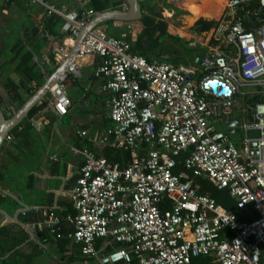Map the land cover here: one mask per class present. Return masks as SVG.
Segmentation results:
<instances>
[{
    "label": "built area",
    "instance_id": "2783aa9c",
    "mask_svg": "<svg viewBox=\"0 0 264 264\" xmlns=\"http://www.w3.org/2000/svg\"><path fill=\"white\" fill-rule=\"evenodd\" d=\"M30 1L47 16L62 18L66 37L53 50L59 64L98 11L83 0H77V9ZM216 21L200 32L197 43L204 54L176 65L147 60L130 50L126 35H111L98 25L47 90L44 101L63 112L70 105L67 77L98 56L93 74L104 78L101 89L110 92L111 126L79 135L129 154L120 163L88 147L75 150L82 161L70 194L74 213L66 217L72 225L66 237L81 244L83 264L96 255L99 238L109 247L99 257L102 264H191L204 256L216 264H264V0H227ZM209 80L227 91L220 92L221 85L213 89ZM245 85L262 89L236 119L235 96ZM234 119L237 124L228 128L241 133L238 145L219 126ZM195 176L226 189L248 218L200 193ZM44 223L56 231L60 217Z\"/></svg>",
    "mask_w": 264,
    "mask_h": 264
},
{
    "label": "crops",
    "instance_id": "0c3cea01",
    "mask_svg": "<svg viewBox=\"0 0 264 264\" xmlns=\"http://www.w3.org/2000/svg\"><path fill=\"white\" fill-rule=\"evenodd\" d=\"M48 1L58 7L77 9V0ZM83 1L89 6L90 0ZM0 9V106L11 114L57 67L53 50L66 36L61 30L62 18L47 16L40 5L30 0H0ZM121 24L122 21L111 23ZM100 25L107 29L108 24ZM18 47L31 52V62L41 76L38 84L17 71ZM197 51L199 56L204 54V48ZM195 57L179 63L190 64ZM98 60V56L91 55L76 74L67 77L70 105L63 112L39 101L34 106L36 111L9 132L10 139L4 140L0 149V209L4 212L0 211V264H83L81 244L66 237L72 230L66 217L74 213L70 194L82 161L75 150L88 147L102 154L106 148L93 145L79 131L93 133L111 126L110 92L101 89L104 78L93 74ZM7 78L17 85L16 92L5 86ZM247 102L235 105L234 118L242 116ZM233 133L238 135L237 139L232 138L238 145L241 133L237 129ZM233 133L229 132L230 136ZM49 216L60 217L56 231L44 223ZM43 230L49 234L41 239ZM56 232L60 235L55 236ZM95 248L96 255L87 264H102L99 257L109 249L102 238L95 241Z\"/></svg>",
    "mask_w": 264,
    "mask_h": 264
},
{
    "label": "trees",
    "instance_id": "16d2710c",
    "mask_svg": "<svg viewBox=\"0 0 264 264\" xmlns=\"http://www.w3.org/2000/svg\"><path fill=\"white\" fill-rule=\"evenodd\" d=\"M107 0H90L89 6L93 8L95 11H102L108 8H117L120 5L121 0H115L111 4H105L104 2ZM224 0H206L202 6V10L200 11V17L202 16H210V18H215L218 11L222 7ZM140 7L142 9V15L140 19L136 20L139 23V30L135 33L134 37L131 36V32L126 35V39L130 44V50L132 52L143 55L147 60L158 59L167 61L171 64H178L179 62H184V56H181L180 51L189 52L192 50L191 48L185 47L182 39L179 37L172 35L167 27V23L159 17V13L149 12L144 13V10H152V7H149L144 1H140ZM133 21H122V23H130ZM105 24H111L112 21H106ZM217 24V21L211 19H202L199 18L195 21L193 27L198 32L207 31L213 26ZM162 37H171L176 43H179V50L174 49L171 52L166 50L165 46H157V42ZM182 43V44H181ZM157 47V49H155ZM16 53H19L20 62L17 65V71L22 74L26 80H36L37 84L40 82V74L37 72L35 65L32 64V55L28 50H24L22 47H18ZM67 80V79H66ZM5 86L8 87L9 90H14L16 92L17 85L14 84L11 80L6 79ZM22 83V82H21ZM262 89L260 86H254V90H249L246 92L244 96V100L248 102H253L257 99L256 93ZM42 102L41 104H43ZM37 107H33L28 116L32 115L36 111ZM14 130V129H13ZM101 153L107 159L114 162H126L129 158V154L127 152L120 153L117 149L113 148H103ZM182 159V156L179 157V160ZM182 169L181 164H177L174 168V171H178ZM188 175L190 173L188 172ZM192 181L195 185L198 186V191L200 193L206 194L208 196L213 197L218 203L222 204L228 211L233 212L237 217L241 219L248 218L241 209L236 208V205L233 199L228 195L226 189H218L216 185L208 178L195 176L192 177ZM41 235L39 236L41 239L45 238L47 234H49L46 230L41 231ZM53 235V233H52ZM55 236L60 235L59 232L54 233ZM115 246H119V244H115ZM200 258V262L202 264H216L211 261L210 257H196ZM195 258V259H196ZM194 258L191 261L193 264Z\"/></svg>",
    "mask_w": 264,
    "mask_h": 264
},
{
    "label": "rangeland",
    "instance_id": "374dc122",
    "mask_svg": "<svg viewBox=\"0 0 264 264\" xmlns=\"http://www.w3.org/2000/svg\"><path fill=\"white\" fill-rule=\"evenodd\" d=\"M144 1L152 10H144V13L154 12L159 13L166 23L169 32L182 39L185 47L190 48L189 52L180 51L179 43H176L171 37H162L158 40L157 46H165L166 50L171 52L174 49H178L181 52V56H184L183 61H191L192 57L199 55V44L198 40L201 38L200 32L196 31L193 27L195 21L201 18L200 10L202 8L204 0H141ZM225 1V0H224ZM189 16H192L193 21L189 20ZM219 13L215 18H210V16L202 17V19L207 20H217ZM217 17V18H216ZM107 25L106 31L111 35H119L125 32L124 35H128L131 32V36L134 37L135 33L139 30L140 26L137 21L130 23H123L120 26L117 25ZM204 33V32H203ZM207 35V34H205ZM205 39V37H203ZM182 44V43H181ZM157 49V47L155 48ZM254 90V86L245 85L241 87L240 93L235 96L236 105H241L244 100V95L247 91ZM220 126V125H219ZM223 128L222 126H220ZM237 133L231 134L233 139H237ZM239 218V217H238ZM200 258H194L193 264H202Z\"/></svg>",
    "mask_w": 264,
    "mask_h": 264
},
{
    "label": "water",
    "instance_id": "95a60500",
    "mask_svg": "<svg viewBox=\"0 0 264 264\" xmlns=\"http://www.w3.org/2000/svg\"><path fill=\"white\" fill-rule=\"evenodd\" d=\"M124 1L126 3V8L118 7L98 11L84 24L83 28L74 36V42L66 58L61 61L52 72L46 74V77L40 86L13 113H7L0 106V149L9 132L28 116L29 111L37 102L44 100L47 90L56 81L57 76L60 73H63L66 70L67 65L74 59L78 46L88 31L106 21H136L140 19L142 15L140 0ZM207 84L213 89H216L218 85H221L217 80H209ZM226 91L227 87L222 86L220 92ZM236 124V120H227L223 123L224 126H235ZM227 131L233 133L234 129L229 127L227 128ZM250 132L251 131H248L247 134H250ZM20 204L24 207L23 203ZM0 211L4 213L1 209Z\"/></svg>",
    "mask_w": 264,
    "mask_h": 264
},
{
    "label": "bare ground",
    "instance_id": "6f19581e",
    "mask_svg": "<svg viewBox=\"0 0 264 264\" xmlns=\"http://www.w3.org/2000/svg\"><path fill=\"white\" fill-rule=\"evenodd\" d=\"M226 2H227V0H225L224 3L222 4V7H221V9H220V13H219V15L221 14V12H222V10H223V7L225 6ZM202 17H203V16H202ZM202 17H201V18H202ZM218 17H219V16H218ZM216 18H217V17H216ZM189 20H190V21H193V19H191V18H189Z\"/></svg>",
    "mask_w": 264,
    "mask_h": 264
}]
</instances>
